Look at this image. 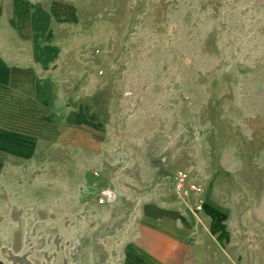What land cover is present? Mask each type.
<instances>
[{
	"label": "rangeland",
	"instance_id": "rangeland-1",
	"mask_svg": "<svg viewBox=\"0 0 264 264\" xmlns=\"http://www.w3.org/2000/svg\"><path fill=\"white\" fill-rule=\"evenodd\" d=\"M26 2L34 27L8 39L19 37L26 59L34 37L49 49L38 69L54 92L53 132L89 147L99 122H110L118 156L132 144L131 164L146 159L157 181L185 175L209 193L213 213L200 216L197 252L170 226L154 230L132 213L131 253L106 252L110 244L82 253L75 240L38 234L21 264H264V0ZM117 176L121 187L140 186L137 170ZM52 218L58 224L59 212Z\"/></svg>",
	"mask_w": 264,
	"mask_h": 264
},
{
	"label": "crops",
	"instance_id": "crops-1",
	"mask_svg": "<svg viewBox=\"0 0 264 264\" xmlns=\"http://www.w3.org/2000/svg\"><path fill=\"white\" fill-rule=\"evenodd\" d=\"M13 5L10 15L6 0H0V264H21L20 255L29 253L38 234L75 240L82 253H98L107 244L106 252L131 253L138 246L131 233L135 227L128 223L132 213L154 230L170 226L183 241L187 239L191 252H197L203 230L200 216L207 221L213 213L209 193L192 194L187 200L172 196L169 180L157 181L158 171L146 159L137 167L131 164L139 158L125 153L132 144L118 156L110 122H99L95 127L99 134L89 147L63 131L54 133V92L44 75L47 70L38 69V64L48 63L49 49L39 50L34 37L33 52L26 59L19 37L10 42L8 36L34 27L37 17L26 0H13ZM31 14L33 19L28 18ZM9 44L16 47L13 53L6 50ZM135 170L139 188L132 189L130 182L121 187L117 175ZM108 187L115 193L114 201L106 195ZM58 194L59 201L54 200ZM133 201L138 202L135 209ZM202 203L204 210L194 214V206ZM54 211L59 212L58 224H53ZM114 237L116 242L102 241Z\"/></svg>",
	"mask_w": 264,
	"mask_h": 264
},
{
	"label": "built area",
	"instance_id": "built-area-1",
	"mask_svg": "<svg viewBox=\"0 0 264 264\" xmlns=\"http://www.w3.org/2000/svg\"><path fill=\"white\" fill-rule=\"evenodd\" d=\"M169 191L175 198L185 200L191 194H198L201 195L204 192L202 186L197 183L192 182L188 179L185 175L179 174L175 177L169 179ZM108 197H111V192L107 193ZM202 205L198 204L195 206L196 213L201 211Z\"/></svg>",
	"mask_w": 264,
	"mask_h": 264
}]
</instances>
